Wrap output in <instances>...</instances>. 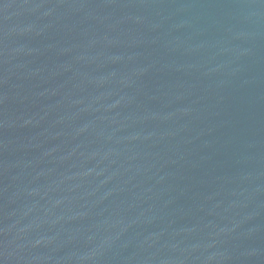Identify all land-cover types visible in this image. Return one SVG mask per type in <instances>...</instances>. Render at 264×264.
<instances>
[{"label": "water", "instance_id": "water-1", "mask_svg": "<svg viewBox=\"0 0 264 264\" xmlns=\"http://www.w3.org/2000/svg\"><path fill=\"white\" fill-rule=\"evenodd\" d=\"M0 264H264V0H0Z\"/></svg>", "mask_w": 264, "mask_h": 264}]
</instances>
